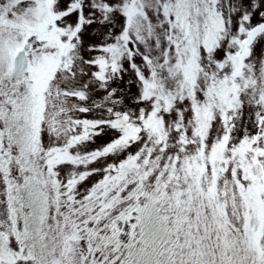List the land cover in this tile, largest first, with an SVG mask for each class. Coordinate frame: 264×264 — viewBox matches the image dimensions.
<instances>
[{
	"label": "snow or ice",
	"instance_id": "obj_1",
	"mask_svg": "<svg viewBox=\"0 0 264 264\" xmlns=\"http://www.w3.org/2000/svg\"><path fill=\"white\" fill-rule=\"evenodd\" d=\"M0 264H264V0H0Z\"/></svg>",
	"mask_w": 264,
	"mask_h": 264
}]
</instances>
